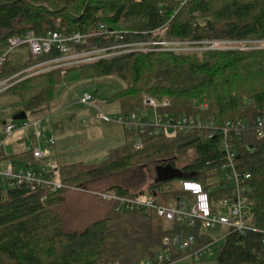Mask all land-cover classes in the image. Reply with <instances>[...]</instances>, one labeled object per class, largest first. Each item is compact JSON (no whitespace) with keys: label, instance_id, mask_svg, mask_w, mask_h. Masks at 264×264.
<instances>
[{"label":"trees","instance_id":"obj_1","mask_svg":"<svg viewBox=\"0 0 264 264\" xmlns=\"http://www.w3.org/2000/svg\"><path fill=\"white\" fill-rule=\"evenodd\" d=\"M100 24L107 32L99 31ZM75 30L94 34L85 45L75 46L76 52L149 41H188L192 47L207 41H264V0H186L183 4L178 0H0V51L6 48L8 38L26 32L43 38L51 32ZM161 30L162 36L153 35ZM113 33H120L122 39ZM148 47L65 70L56 68L29 77L22 74L11 79L8 83L12 85L1 93H8L6 105L15 109L11 117L25 112L44 119L66 72L78 68L85 80L116 77L123 82L124 88L106 100L117 103L122 114L144 109V99L150 98L156 103L168 101L169 106L159 109L161 112L202 113L218 127L227 120L247 123V130L226 136L218 131L213 138L206 131L172 140L146 138L139 151L133 149L132 135L126 133L125 144L109 150L107 159L99 164L59 166L60 177L66 187H81L140 167L152 180L148 196L154 200L162 193L164 205L172 204L169 199L183 196L179 185L161 188L174 180L191 179L202 184L214 206L224 192L212 189L215 186L208 181L225 163L220 144L226 139L239 156L235 168L250 175L243 183L251 206L246 223L264 230V133L258 137L253 129L258 117L264 121V48L173 51L161 45ZM59 55L52 50L38 59L30 56L21 64L8 59L0 67V81ZM202 103L207 106L204 111ZM190 149L194 150L192 160L177 168L178 156ZM159 168L177 169L181 177L157 180ZM107 190L129 197L145 194L142 190L132 194L119 185ZM68 192L0 184V264H145L160 251L170 253L162 263L168 264L191 250H166L163 237L177 233L192 236L193 249L212 242L199 224L168 228L153 213L141 212L116 214L111 210L81 231H65L58 207ZM224 236L216 264H264L261 235L226 232Z\"/></svg>","mask_w":264,"mask_h":264},{"label":"built area","instance_id":"obj_2","mask_svg":"<svg viewBox=\"0 0 264 264\" xmlns=\"http://www.w3.org/2000/svg\"><path fill=\"white\" fill-rule=\"evenodd\" d=\"M98 29L99 31L107 32V27L104 24H100ZM113 34L119 40L122 39L120 33ZM92 35L94 34H85L79 30H75L71 33L55 31L47 34L43 38H36L29 32L21 36L8 38L6 48L0 51V67L8 60L14 50L23 46L28 48L29 56L33 59L41 58L51 53L52 50H56L60 55L56 58L34 64L8 79L0 81V93L12 85L8 83L11 79L22 74H27L26 77H29L50 68L75 67L89 61L109 59L116 56L117 52L124 54L133 50H146V47L151 44L161 45L165 47V50L181 51L180 48L173 49L170 47L171 44L176 46L178 42L120 43L91 51L76 52L73 50L75 46L85 45ZM256 42L263 43L264 41ZM246 43L247 41H207L201 42L199 45L204 46L206 50H241L247 49L244 46L240 47ZM261 48L264 47L260 46L255 49ZM92 99L93 97L91 95L83 94L80 102L86 105L90 104ZM143 104L145 106L144 109H151L154 112L153 118H141L136 112H133L130 114H122L115 121L124 128L126 133L132 135L133 149L137 151L143 148L144 140L150 137H162L172 140L179 135L206 131L209 133V138H213L218 131L226 136L231 131L241 132L249 129L247 123L242 121L234 124L231 120H227L222 127H218L211 118L205 117L202 113L195 116H186L159 111V109H164L169 106L167 100L156 103L150 98H145ZM93 106L99 109L97 104L93 103ZM206 108L205 103L200 105L202 111ZM100 119L105 122H111L103 113L100 114ZM43 122L44 119H36L32 122L25 119L20 121L11 120L4 123L2 130L6 137L0 142V151L4 147L6 139L17 131H32L33 137H41L47 141V147L54 145V138L52 136L47 137L42 130ZM253 129L258 137L263 135L264 121L262 118L258 117L256 119ZM220 148L225 155V163L217 169V172L219 175L224 176V180L217 183L218 187L216 189L223 191L224 195L217 199L214 206L202 184L191 179L179 180L178 185L183 192V196L177 198L174 203L169 205H164L147 194H137L129 197L119 195L112 190L96 191L77 186L66 187L62 183L59 167L50 159L48 149H41L38 147V144L27 149L34 162V164L31 163L33 168L26 166L24 169H18L17 166L8 163L6 170L0 172V184L6 188L25 186L30 188L31 191L47 189L55 193L63 189H68L69 191L83 192L107 203L116 214L136 212L144 214L153 213L156 217L163 220L168 228L173 225L194 228L199 224L204 231L224 227L227 229V232L236 233L240 236L251 232L261 235V242L264 244V230L254 228L246 223L251 206L249 199L244 196L247 187L243 183L250 178V175L247 173H239L235 168L234 161L237 153L233 150L228 140L224 139L220 144ZM4 155L9 156L7 153ZM224 210L228 214H223L222 212ZM162 246L166 250H176V253L191 250L187 254H184V256L199 259L215 248V242H210L199 249H193L195 246L194 238L177 233L172 236L163 237ZM169 258V252L160 251L153 261L147 260L145 264H162Z\"/></svg>","mask_w":264,"mask_h":264},{"label":"rangeland","instance_id":"obj_3","mask_svg":"<svg viewBox=\"0 0 264 264\" xmlns=\"http://www.w3.org/2000/svg\"><path fill=\"white\" fill-rule=\"evenodd\" d=\"M178 1L183 4L186 0ZM162 33L163 30L157 31L153 33V35L160 37L162 36ZM149 42L154 43L151 41ZM190 45L191 42L181 41L178 42L176 46L171 44L170 47L173 49L180 48L181 51L206 50L204 46L192 47ZM243 46L250 50L260 46L264 47V42L259 43L256 42V40L250 42L247 41L246 44L240 47ZM147 48L149 47H146V50ZM116 54L120 55L123 53L117 52ZM29 58L28 48L23 46L14 50L8 59L15 64H21L26 62ZM67 68L69 67H62L61 70H65ZM54 69L56 68L42 70L39 73ZM123 88V82L116 77L85 80L81 78L78 68L69 69L63 77L62 82L54 91L53 99L50 103L49 113L44 117V122L42 124V130L45 132L46 136H52L55 140V152L57 154L56 161L52 158L53 145L47 147V141L41 137H33L32 131H17L13 134V136L6 140L4 147H2V150L0 151V153L9 152L10 155H12V157L5 159L4 161H0L2 162V164L0 163V172L6 170V165L8 163L17 166L18 169H24L26 166L33 168V165L31 164L33 159L29 153H24L26 152L24 150L37 146V144L41 149H48L51 161L56 163L58 167L76 162H82L86 165L99 164L107 159L108 148L125 144L126 137L124 128L121 125L114 122L105 123L100 119V114L103 113V115L111 121H116L122 115V110L117 103L111 104L116 106V110H109L108 107L110 104H106V100L119 93ZM83 94H89L93 97L90 104L85 105L80 102ZM7 98V92L0 94V142H2L6 137L2 130L3 124L12 120L11 113L15 111L12 106L6 105ZM93 103L99 105V107H101L100 110L93 106ZM136 114L141 118L154 117V112L151 109L138 110ZM26 115V119L29 122L36 120L40 116V114L32 113H28ZM17 135H21V137L24 138L23 145H27L24 150L23 145H14L16 141L15 137ZM17 140L18 144L22 141V139L19 141V138ZM59 142L62 144V147L59 146ZM22 151L24 152L21 153ZM17 153L18 155H16ZM23 155L28 156V159L20 160L17 158ZM193 156L194 150H187L186 154L178 156L176 165L180 166L190 162ZM149 177V174L145 173L143 169L140 167H134L119 171L106 179L98 181L104 182L105 184L119 185L132 194L142 190L148 195V188L152 183V180L151 178L149 179ZM223 180L224 176L218 174L211 177L208 182L209 184L215 186L212 187V189L216 190L218 187L217 183H220V181ZM98 181L84 184L81 188L90 189L91 185L96 184ZM177 185L178 180H174L173 182L165 184L161 190L174 188ZM67 194H73L86 199L89 197L94 198L92 195L77 191H69ZM155 199L162 204L165 203V198H163L162 193H160V195ZM168 202L174 203V200L169 199ZM86 203V201L82 200H77L76 202L67 201L58 207L63 221V229L65 231H81L89 223L100 219L91 216V213L86 209L88 208L89 203ZM222 213L228 214L226 210ZM226 232L227 229L224 227H218L215 230L207 231L206 233L213 240L212 242H215V248L212 249L210 253L204 254L199 259L182 256L181 258L173 261L171 264H216V255L223 244V236Z\"/></svg>","mask_w":264,"mask_h":264},{"label":"crops","instance_id":"obj_4","mask_svg":"<svg viewBox=\"0 0 264 264\" xmlns=\"http://www.w3.org/2000/svg\"><path fill=\"white\" fill-rule=\"evenodd\" d=\"M107 104V103H106ZM98 107H99V105H98ZM101 107H99V109H100ZM109 108V110H116V106H114V105H111L110 104V106L108 107ZM105 122V121H104ZM112 122H114V123H116L115 121H111V122H105V123H112ZM117 124V123H116ZM14 134V133H13ZM13 134L11 135V136H13ZM10 136V137H11ZM10 137H8V138H10ZM23 137H24V134H23ZM23 137H21V135H17L16 137H15V139H16V141H15V143H14V145L15 146H21V145H23L24 144V138ZM125 137H126V132H125ZM7 138V139H8ZM19 138V141L22 139V141L18 144V139ZM6 139V140H7ZM60 139V138H59ZM6 142V141H5ZM54 142H55V140H54ZM59 144H60V142H59ZM55 145H56V143H54V147H53V150H52V158L54 159V161H56V158H57V154H56V152H55V150H56V148H55ZM123 145V144H122ZM122 145H119V146H113V147H109L108 148V152H109V150H111V149H113V148H116V147H120V146H122ZM24 147H23V150L27 147V145H23ZM60 147H62V144H60L59 145ZM25 151V150H24ZM62 151V150H61ZM23 152V151H22ZM8 155H10V153L9 152H6ZM16 155H18V153L16 154ZM5 155H4V153H0V161H4L5 159H2V158H5L4 157ZM10 156H12V155H10ZM18 159H20V160H27L28 159V156H26V155H23V156H20V157H17ZM1 164H2V162H0ZM33 164H34V162H32ZM77 163V162H76ZM80 163H82V162H80ZM84 164V163H83ZM183 165V164H182ZM182 165H180V166H177V168H180ZM171 169H173V168H171ZM173 170H175V172L176 173H179L178 172V170L177 169H173ZM98 181V180H97ZM93 185V186H92ZM91 185V187H90V190H96V191H103V190H107L108 188H110V187H113V186H115L114 184H105L104 182H97L96 184H92ZM93 197V196H92ZM95 198V197H94ZM80 198V197H78V196H76V195H73V194H66V196H65V199H64V201H63V203H66L67 201H73V202H76L77 200H82V201H86L87 203H89L88 205V208H86L87 210H88V212H90L91 213V216H94L95 218H100V219H102V218H104L105 216H107L108 214H109V212L111 211V207H110V205H108L107 203H105V202H102V201H100V200H98L97 198ZM86 203V204H87ZM59 211V210H58ZM99 220V219H98Z\"/></svg>","mask_w":264,"mask_h":264},{"label":"water","instance_id":"obj_5","mask_svg":"<svg viewBox=\"0 0 264 264\" xmlns=\"http://www.w3.org/2000/svg\"><path fill=\"white\" fill-rule=\"evenodd\" d=\"M27 117L25 112H20L15 114L12 117V120L14 121H20V120H25ZM237 158H239V156H237ZM181 174L180 173H176L175 170L171 169V168H159L156 172V176H157V180H166V179H170V178H180ZM153 197H155L156 195L153 193L152 194Z\"/></svg>","mask_w":264,"mask_h":264}]
</instances>
